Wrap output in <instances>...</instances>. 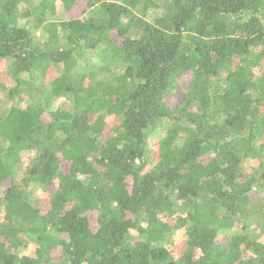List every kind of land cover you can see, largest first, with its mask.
Listing matches in <instances>:
<instances>
[{"label": "trees", "instance_id": "1", "mask_svg": "<svg viewBox=\"0 0 264 264\" xmlns=\"http://www.w3.org/2000/svg\"><path fill=\"white\" fill-rule=\"evenodd\" d=\"M75 3L0 0V264H264V0Z\"/></svg>", "mask_w": 264, "mask_h": 264}, {"label": "rangeland", "instance_id": "2", "mask_svg": "<svg viewBox=\"0 0 264 264\" xmlns=\"http://www.w3.org/2000/svg\"><path fill=\"white\" fill-rule=\"evenodd\" d=\"M82 2H84V0H76V3H75V5L72 7V11H71V15L73 16V17H82L83 16V13H82V11H81V7L83 6V3ZM60 7H58V14L61 16L60 18H62V16L64 17V18H69V16H71V15H67L66 13L64 14L63 12H61L60 10ZM24 21V19L23 20H21V22L20 23H22ZM26 22V26L27 27H29V28H31L32 29V31L33 32H36L38 29H36L34 26H33V23L31 22V20H29V19H27V21H25ZM5 70V63H1L0 64V72H2V71H4ZM0 81L2 82V83H4L5 85H12L13 84V81L9 78V77H7L4 73H2V74H0ZM5 98H6V95H4V94H2V93H0V105H1V103L2 102H4V100H5ZM15 100H13L12 102H14ZM59 102L57 101V104H58ZM56 104V103H55ZM155 139H153V140H149V144H150V148H151V154H150V157H151V159H155L156 158V153H157V149H156V145H155ZM27 153L28 152H26L24 155H23V157H27ZM254 165V162H248V164L245 166L246 168H245V172L246 173H250V167L249 166H253ZM36 194L37 195H40V196H43V195H45L46 193H45V191H40V189H37L36 190ZM260 194V196H263V194H264V192H261V193H257V195H259ZM252 228H254V226H252ZM182 238H183V236L182 235H180V234H178L177 235V238H176V240L177 241H180V240H182ZM261 239H263V237L261 238ZM175 240V241H176Z\"/></svg>", "mask_w": 264, "mask_h": 264}]
</instances>
